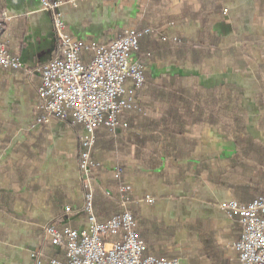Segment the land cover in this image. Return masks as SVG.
Instances as JSON below:
<instances>
[{"label":"crops","instance_id":"crops-1","mask_svg":"<svg viewBox=\"0 0 264 264\" xmlns=\"http://www.w3.org/2000/svg\"><path fill=\"white\" fill-rule=\"evenodd\" d=\"M72 1L61 11L79 40L107 44L125 29L158 30L140 40L136 56L146 76L140 101L145 105L155 98L158 111L115 132H98L93 151L98 220L114 214L100 197L105 189L117 194L119 167L133 186L137 230L149 255L181 264H240L234 246L242 228L222 205L264 196V169L242 161L224 128L227 102L215 106L225 118L212 122L211 103L158 95L162 89L226 93L234 88L242 123L264 146V0ZM0 12L9 16L2 28L6 46L24 63L21 70L0 69V264H36L40 252L46 264L52 257L65 259V249L45 236L47 226H87L83 128L70 119L37 122L40 69L59 55L52 15L40 0H0ZM147 195L155 202L146 203Z\"/></svg>","mask_w":264,"mask_h":264},{"label":"built area","instance_id":"built-area-1","mask_svg":"<svg viewBox=\"0 0 264 264\" xmlns=\"http://www.w3.org/2000/svg\"><path fill=\"white\" fill-rule=\"evenodd\" d=\"M40 2L42 9L52 15L59 55L40 69L37 122L50 124L54 118L70 119L83 128L80 170L83 212L87 217L84 229L65 227L60 230L54 225L45 228V236L51 238L53 245L65 249V259L52 257L46 264H181L178 259L146 255L147 246L131 210L135 203L133 186L123 180L122 168L114 172V180L119 184L117 196L106 191V195L120 206V211L100 222L94 208L98 165L93 151L97 130L105 128L115 132L127 126V115L144 111L139 95L146 83L145 65L136 56L140 40L158 30L129 28L107 44L85 42L68 31L61 11L64 4L74 1ZM8 20V14L0 12V69L21 70L24 68L22 60L9 52L2 38V28ZM161 40L168 38L162 36ZM172 41L181 43L179 38ZM145 202L152 204L155 199L147 195ZM222 208L236 218L242 228L241 237L234 246L239 263L264 264V197L247 204L231 200ZM65 212L73 213V208L66 207ZM34 256L36 264H44L41 252Z\"/></svg>","mask_w":264,"mask_h":264},{"label":"trees","instance_id":"trees-1","mask_svg":"<svg viewBox=\"0 0 264 264\" xmlns=\"http://www.w3.org/2000/svg\"><path fill=\"white\" fill-rule=\"evenodd\" d=\"M157 95L158 94H155L156 97ZM158 96L161 99H164L166 97V99L170 101L190 100V101L211 103L212 106L208 107V110L211 109L210 118L212 122L219 120L221 116L222 118H225V112L223 111V113H221V109L220 108L216 109L215 106H219L220 103L223 101L227 102V108L229 112V114L227 115L228 125L224 126V128L226 129V132L229 134V136L234 137L236 143L238 144L240 151H241V155H242V161L245 162L247 166L250 163H254L255 165L260 166L262 169H264V146L256 142L252 138V136L247 132L246 125L242 123L243 122V112H242L243 110L240 105L238 94L234 88H228L226 93H221L219 90H213L212 93H205L201 90L188 92V93L186 91H180L177 93H174V92L165 93L164 90L162 89V91L160 92ZM154 100L155 98H150L149 101L145 105H143L144 111L142 113L127 115L126 120H125L127 123V126L131 123L133 119L140 118V117L148 118L152 115L153 112H157L158 110L155 108V105L153 102ZM196 110L199 111L198 106ZM171 113L172 111L166 116L171 117ZM100 130H106L107 132L109 131L105 128H101L97 130V136ZM111 141H114V140H112L111 138ZM262 175L264 176V171L262 172ZM106 191H110V190L109 189L104 190L103 196L100 197L101 205L102 206L108 205L110 208L111 207L114 208L115 210L114 214H117L120 211V206L116 203V201L113 198H110L106 195ZM110 192L116 196L118 194V192L117 194H114L112 191ZM95 196H96V193H95ZM261 197H264V196H261ZM98 203H99V200L96 202L94 200L95 209ZM134 204L135 203L131 205V210L133 211L134 216H135ZM113 215H111V217ZM146 255H149V254L146 252Z\"/></svg>","mask_w":264,"mask_h":264},{"label":"rangeland","instance_id":"rangeland-1","mask_svg":"<svg viewBox=\"0 0 264 264\" xmlns=\"http://www.w3.org/2000/svg\"><path fill=\"white\" fill-rule=\"evenodd\" d=\"M2 38H3V36H2ZM5 44H6V42H5ZM21 59V58H20ZM24 64V63H23ZM139 99H140V96H139ZM111 132H113V131H111ZM96 136H97V133H96Z\"/></svg>","mask_w":264,"mask_h":264}]
</instances>
